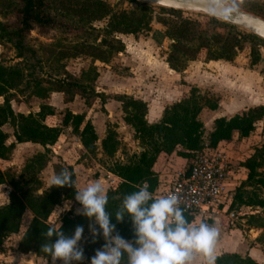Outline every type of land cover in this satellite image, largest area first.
Wrapping results in <instances>:
<instances>
[{
	"label": "trees",
	"instance_id": "16d2710c",
	"mask_svg": "<svg viewBox=\"0 0 264 264\" xmlns=\"http://www.w3.org/2000/svg\"><path fill=\"white\" fill-rule=\"evenodd\" d=\"M17 1L18 24L9 28L0 21V45L10 43L15 49V56L21 60L26 59L25 52L30 55L32 52L23 42L24 34L34 25H51L57 16L67 17L82 26L86 25V29L93 34V40L100 36L97 43H81L77 48L73 46L72 53H61L60 58L83 54L92 61L106 64L114 54L124 49L117 34L136 36L141 32H151V38L157 44L164 38L171 40L165 62L170 69L178 73L185 68L187 61H231L241 50L243 42L249 44V59L252 65L259 60V45H264V41L255 35L240 33L234 25L215 18L200 23L183 17L179 10L164 7H157L158 11L154 13L152 5L139 1H134V6L129 9H117L103 0ZM225 1L237 5L234 0ZM11 2L13 0H0V10L4 7L11 8ZM246 9L262 15L261 9L255 10L253 6ZM103 19L105 24L102 27L95 28L91 25L93 21ZM152 20L161 25V31L151 30ZM92 66L90 80L94 81L97 72L93 63ZM27 76L21 67L0 63V161L10 159L16 143L30 142L42 147L41 151H36L24 159L18 172L11 167L0 170V185L6 184L10 188L7 193L8 203L0 205V245L6 236L18 232L23 214L28 211L30 217L20 234L17 249L22 253L30 251L36 256L49 258L50 256L41 250L42 244L48 242L44 233L49 227L59 229L61 224L60 231L70 236L77 225H88L91 221L82 215L72 216L67 211L56 221L49 223L48 218L54 207L75 197L74 172L71 166L58 159L57 163L52 164V173L67 168L72 173L73 187L51 188L49 185L42 188L39 173L49 162V147L56 142L63 127L70 128V132L77 136L84 154L91 157L96 155V135L89 121L84 119V113L73 114L67 109L55 112L51 106L41 102L37 112L23 114L14 112L10 101L16 94L29 88H33L32 94L42 100L46 99L50 92H60L64 103L78 95L85 106H90L95 98L103 101L105 96L95 92L91 85L76 79H58L43 87L37 79H33L31 85L30 80L25 78ZM116 100L120 103L123 122L132 129V137L141 149L130 154L125 160L115 158L120 141L114 125H107L104 137L100 140L102 158L99 162L108 172L119 178L118 182L106 189L109 197L106 210L112 215L111 222L116 225V232L129 240L134 238L130 218L126 215L123 222L117 223L115 213L123 197L137 191L142 181L148 182V190L151 193L158 188L160 179L152 171V166L159 153H173L187 160L193 151L200 150L206 144L209 147L220 145L229 156L235 157L233 141L245 139L254 129L255 123L264 120V105L248 107L230 117H215L205 142L203 125L198 119V114L203 107L214 110L217 103L200 95L194 87L190 88L184 98L166 105L159 120L154 123L145 120L147 107L144 101L127 95H119ZM48 115H58L59 125H46L43 120ZM5 124L12 128L14 140L11 142H7L8 135L1 129ZM236 169H242L245 173L244 178L236 183L230 193L228 210H237L240 207L258 208L257 213L245 216V222L250 227L264 230V141L255 144L243 159H237ZM184 214L189 222L193 220L192 214ZM51 240L54 241L55 236ZM84 257L86 264H90L92 256ZM121 264H126V256ZM215 264L256 262L246 255L224 252L215 255Z\"/></svg>",
	"mask_w": 264,
	"mask_h": 264
},
{
	"label": "rangeland",
	"instance_id": "374dc122",
	"mask_svg": "<svg viewBox=\"0 0 264 264\" xmlns=\"http://www.w3.org/2000/svg\"><path fill=\"white\" fill-rule=\"evenodd\" d=\"M103 1L109 3L112 6H115V8L117 9H129L134 6V0ZM222 1L239 7L255 15L257 14L249 11L250 9L248 10L246 8L253 6L255 10L261 9L260 14L262 15L258 16H263L262 18H264V0H234L237 1V5L225 0ZM17 3V0H13V2H11V8L6 9L4 7V9L0 10V21L5 23L9 28H14L18 24V13L16 11ZM152 6L153 12L156 13L158 11L157 7L160 6ZM179 11H181V15L183 17L199 21L200 23H205L209 20V18H214L198 11ZM216 20L221 21L219 19ZM104 24V19L100 21H93L91 23V25L95 28L102 27ZM236 29L240 33H249L246 30L238 27H236ZM151 30L161 31L162 27L156 21L152 20ZM139 34H142V36L151 37V32H141ZM92 38L93 34L86 29V25L82 26L76 21H70L67 17L57 16L55 17L51 25L44 27H38L34 25L31 30L24 34L23 42L25 45L30 47V49H32L31 55L30 53L25 52L26 59L21 60V58H17L15 56V49L11 46L10 43L6 42L1 45L0 63H2L3 65H13L21 67L23 69V72L27 73L28 76L25 78L30 80L31 85H33V79L39 80L40 84L43 87L47 86L49 83H53L52 81L58 79H76L78 81H82L83 83H87L94 88V86L98 84H95L94 81L90 80L93 73V70L91 69L93 68L92 63L94 65V68L96 69L99 67H103L101 66V62L92 61L91 58L83 54H77L65 58H60L59 56L61 53H72L74 51L73 46H76L77 48V46L81 43L92 42L95 44L99 41L100 36L96 40H93ZM170 42L171 40H168L166 38L162 39L159 44L154 46L155 48L152 56L158 54V58L164 57L163 59L165 60L168 44ZM145 48H147V46H144V49ZM131 51L132 52H129L127 54L122 51V55L114 54L109 61L110 67L116 69L119 74L125 76L128 73L127 70L129 69L130 64H132L134 65V68L137 69L135 70V75L138 76L141 84H145L146 80L147 82H151L155 74H151V72L147 73L146 71L143 73L141 72L144 71L142 67L148 68L149 66H151V68H153L155 64L154 60L147 61L146 58L144 59L142 57H139V55H137L138 53L136 54L134 50ZM258 51L260 55L259 60L252 65L250 64L249 59V44L243 42L241 50L231 61H187L185 68L181 72H176V74L172 75V77L174 78H172L171 76H168L169 78H166V71L165 73H163L164 75H162V73H159V80H161L163 86L167 83L166 81L170 82L169 85L175 92L172 98L173 100L184 98L188 95L190 88L194 87L195 91L200 95H203L210 101H214L217 103V106L215 108L216 112H214V114H210V109H208L207 107H203L198 114V119L202 122L203 125V137L205 142L206 135L211 129L212 125V120H210V117L215 118L217 117V115L230 117L233 114L239 113L248 107L264 105V45H259ZM148 58H150L149 55ZM154 67L158 68L159 65L155 64ZM155 87L161 89V85L158 82L155 84ZM32 91L33 88H29L23 93L16 94L15 97H13V99L10 101V104L14 107V109H16L15 107L20 102H24V104H26L28 107L37 105V102L39 101L46 102L45 99L42 100L33 95ZM152 91H154V93L156 92L155 90ZM206 113H209V117L206 116ZM1 129L6 132L9 137L11 136V128L8 125H3ZM120 134V148L118 150V154L122 155L123 160H125L130 154L139 150L137 148L138 143H136L135 141L131 142V139H128L126 135H123L122 133ZM262 141H264V120L256 122L254 125V129L245 139H243L242 141H233V150L236 152L237 159H243L255 144ZM34 152L35 149L32 148V146H15L10 159L8 161H0V170H3L6 167H11L12 169H15L16 172H18L23 164L24 159ZM65 153L67 157H69L72 161H80L84 158L82 162L84 170L81 169L77 173L78 180H74L76 191L81 190L98 181V178L103 175V173L97 172L95 168V158H92L85 154L81 155V153L75 151V147L71 145H68L66 147ZM49 156V161L57 163L58 159L55 158V155L52 154V152ZM185 165V161H181L177 157L172 156V161L167 162V169H165L166 171H164V174L166 175L165 177L167 178H164L163 176L161 181L163 182V179H169L174 169L181 168ZM87 168L91 169L90 173L86 172ZM239 175L241 174H238V177ZM48 176L49 172H47V169H45L42 174H40L39 177L41 179L42 188L47 187L46 181L48 179ZM235 178H237V174L235 175ZM91 180L94 181L90 182ZM238 181L239 178L236 179V183ZM100 182L102 184V181ZM106 184L108 185H102L104 189L108 188L109 182L106 181ZM9 189L10 188L6 184L0 185V205L5 203V201L7 200V193ZM66 201L70 202L71 204V210H68L71 215H77L76 209L79 208L80 205L75 201L74 197L73 200L62 201L59 205L54 207L48 218L49 223H53L58 219L59 216L67 212L63 211L58 216L60 209L64 207ZM236 211L238 213L240 221L238 220L233 225H229L224 217L219 218V221H213L209 219L207 223L213 226L214 223L218 225H223V223H225L226 226L245 230L246 235H253L255 231H253L252 227L248 226L245 222V216L251 214L249 213V209L240 207ZM28 219L29 214L25 212L20 222L18 232L23 231ZM201 221L204 220L202 219ZM201 221L199 219H195L192 223L198 224ZM84 228L85 231L80 245L84 249V256L91 257L94 255L95 250L103 245L104 240L102 237H97L95 243H93L92 237L88 231V225H84ZM13 238L14 237H12V239ZM262 240V247L264 250V237ZM78 264L81 263L78 262ZM191 264H204V260L193 262Z\"/></svg>",
	"mask_w": 264,
	"mask_h": 264
},
{
	"label": "crops",
	"instance_id": "0c3cea01",
	"mask_svg": "<svg viewBox=\"0 0 264 264\" xmlns=\"http://www.w3.org/2000/svg\"><path fill=\"white\" fill-rule=\"evenodd\" d=\"M117 36L123 43L124 46L123 51L125 52V54L132 52L131 50H134L136 54L138 53L137 55H139V57H142L144 59L146 58L147 61L154 60L155 64L159 65L158 68L154 67L155 64L153 68H151V66H149L148 68L142 67L144 71H142L141 73L146 71L147 73L151 72V74H155L151 82L149 81L147 82L146 80L145 84H141V82L138 79V76L135 75L136 74L135 70L137 69H135L134 65L132 64H130L129 69L127 70L128 73L124 76L119 74V72L116 69L111 68L109 62L106 64L101 63V66L103 67L96 68L97 77L94 80V83L98 85L94 86V90L95 92L101 93L105 96V99L103 101H101L99 98H95V100H93L90 106H85L83 104V100L78 95H75L73 96L71 101L64 103L62 100V94L60 92H50L48 94V97L45 99L46 102H44L49 106H51L55 112H58L62 109H67L73 114L84 113V119L89 121L96 135V141H95L96 155L95 157L92 158L96 159L95 168L97 172L103 173V175L98 178L99 182L102 181V185L103 184L108 185L106 184V181L109 182V185L119 181L118 177L108 172L99 162V159L102 158L101 149H100V140L104 137L106 126L114 125V130L118 135L119 141H120L119 137L121 135L120 133H122L123 135H126L128 139H131V142L135 141L137 143V141L134 140L132 137L133 135L132 129L122 120L120 103L118 100H116V97L119 95H127V96H131L134 99H140L144 101L147 107L145 120L148 123H154L159 120L165 105H169L172 102L180 100V99H175V100L172 99L175 92L170 87L169 81H166L167 82L166 84L168 85L165 84L163 86L161 80H159V73H162V75H164L163 73H165L166 71V76H167L166 78H169L168 76L172 77V75L176 74V72H174L172 69H170L167 66V63L163 59L164 57L158 58V54L152 56L155 48L154 46H156L157 43L153 41V39L150 36H142V34H138L136 36H133L131 34H117ZM144 46H147V48L144 49ZM0 52H1V45H0ZM117 54L122 55L123 53L121 51L118 52ZM148 55L150 56V58H148ZM217 61H223V60H217ZM208 62H215V61H208ZM157 82L161 85V89L155 87V84ZM152 90H155L156 92L154 93V91ZM40 103L41 101L37 102V105L35 106L28 107L26 104H24V102H20L15 107L16 109H14V107L11 104L10 106L14 112L26 114L28 112L31 113L37 112ZM210 112H211L210 114H214V112H216V109L210 110ZM206 116L209 117V113ZM218 116L219 115H217V117ZM210 118H211L210 120H212L214 117H210ZM43 122L48 126H56L59 125L60 123V117L58 115H48L44 118ZM13 140L14 139L12 136V128H11V136L7 137V142H11ZM68 145L75 147V151L81 153V155L84 154V150L77 136L73 135L70 132L69 127H63L56 142L49 148L50 150H52L51 152L52 154L55 155L56 159H59L64 164L71 166L74 172V180H78L77 173L84 168L82 164L84 158L80 161L77 160L72 161L69 157H67L65 153V149ZM15 146H32V148L35 149V152L42 150L41 146L30 142L16 143ZM138 147L139 146H137V148ZM172 156H175L181 161L182 160L184 161L183 158L173 153L171 154L159 153L158 156L156 157V160L152 166V171L158 176L160 180H162L163 176H165L164 171H166L165 169H167L166 168L167 162L172 161ZM115 158L120 160L123 159L122 155L118 154V151L115 153ZM53 163H54L53 161H49L45 166V168L41 170L39 173L40 176V174H42V172L45 169H47V172H49V176L46 181L47 186L49 185V180L53 175L52 173ZM86 172L90 173L91 169L87 168ZM244 173L245 172L242 169H239L238 173H236L237 178L233 179L230 182L231 191L236 184V179L238 178L239 180L243 179ZM238 174L241 175H239L238 177ZM93 181L94 180H91L90 182ZM241 208H247L249 209V213L253 214L252 210L249 207H241ZM25 212L29 214L28 211ZM224 224L225 223H223V225H218L214 223V226L218 230V236L213 253L214 256L224 252L236 253L240 256H245V255L249 256L251 259H253L256 262V264H264V250L262 247L263 246L262 239L264 237L262 236V234L264 233L263 232L264 230H262L261 228L252 227V230L255 231V233L253 235L252 234L246 235L245 230L235 227H229L226 226V224L225 225ZM23 231L12 233L4 238L2 244L0 245V264H52L51 257L42 258L36 256L30 251L26 253H22L17 249V242L20 237V234ZM12 237L14 238L12 239ZM201 260H204L201 255L194 254L191 263L199 262ZM80 263L86 264L85 259ZM56 264H61V262L57 261Z\"/></svg>",
	"mask_w": 264,
	"mask_h": 264
},
{
	"label": "clouds",
	"instance_id": "9594fccd",
	"mask_svg": "<svg viewBox=\"0 0 264 264\" xmlns=\"http://www.w3.org/2000/svg\"><path fill=\"white\" fill-rule=\"evenodd\" d=\"M51 187H73L72 173L64 168L53 174L49 180ZM148 189V182L142 181L137 191L123 197L115 213L117 223L123 222L126 215L130 218L134 237L131 240L116 232L112 215L106 210L109 197L101 182L75 192V201L80 205L76 214L92 221L88 224L92 242L95 243L97 237L104 240L90 258V264H121L125 256L126 264H191L194 254L201 255L204 264H215L217 228L204 221L189 222L179 206L177 194L154 198ZM68 210L71 204L66 201L58 216ZM60 228L61 224L59 229L48 228L44 233L48 242L42 244L41 250L51 257L52 264L57 261L78 264L85 258L80 245L85 228L77 225L70 236Z\"/></svg>",
	"mask_w": 264,
	"mask_h": 264
},
{
	"label": "built area",
	"instance_id": "2783aa9c",
	"mask_svg": "<svg viewBox=\"0 0 264 264\" xmlns=\"http://www.w3.org/2000/svg\"><path fill=\"white\" fill-rule=\"evenodd\" d=\"M184 161L186 165L174 169L169 179L160 180L153 196L159 198L170 193L177 194L179 206L185 213L192 214L193 220L219 221L224 217L229 225L240 221L236 210H228L230 182L239 171L236 169L237 157L229 156L220 145L209 147L204 144ZM251 210L259 211L258 208Z\"/></svg>",
	"mask_w": 264,
	"mask_h": 264
},
{
	"label": "water",
	"instance_id": "95a60500",
	"mask_svg": "<svg viewBox=\"0 0 264 264\" xmlns=\"http://www.w3.org/2000/svg\"><path fill=\"white\" fill-rule=\"evenodd\" d=\"M175 10H193L244 29L264 40V18L222 0H134ZM1 101L2 98L0 97ZM140 150L141 147H138ZM39 192V191H38ZM7 202V201H6Z\"/></svg>",
	"mask_w": 264,
	"mask_h": 264
}]
</instances>
